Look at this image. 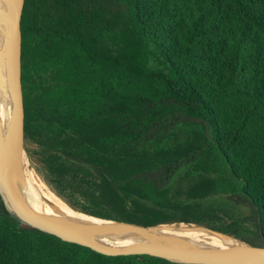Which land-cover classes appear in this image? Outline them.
<instances>
[{
  "label": "trees",
  "instance_id": "trees-1",
  "mask_svg": "<svg viewBox=\"0 0 264 264\" xmlns=\"http://www.w3.org/2000/svg\"><path fill=\"white\" fill-rule=\"evenodd\" d=\"M16 17L26 138L85 214L264 247V0H19ZM0 264L174 263L62 241L0 193Z\"/></svg>",
  "mask_w": 264,
  "mask_h": 264
},
{
  "label": "water",
  "instance_id": "water-1",
  "mask_svg": "<svg viewBox=\"0 0 264 264\" xmlns=\"http://www.w3.org/2000/svg\"><path fill=\"white\" fill-rule=\"evenodd\" d=\"M19 23V22H18ZM0 29L11 33L10 29L0 22ZM0 57L6 59L4 50L0 45ZM17 69L16 77L7 75L0 63V73L7 79L13 88V96L8 104L7 118L9 137L11 144V152L14 157V172L11 180L1 176L0 180L5 183L6 199L10 209L16 217L25 225L40 230L44 233L53 235L62 241L82 246L101 255L108 257H124V256H151L162 258L171 262L183 264H264V247H255L242 241L241 245H235L224 250H204L199 248H185L180 246L177 239L161 234L156 231L155 227H141L130 225L133 229H80L50 215L38 214L26 208V206L16 198L23 177L24 167V141L26 138L25 128V110H24V81H23V49L22 36L20 29L17 38ZM3 162V159H2ZM3 164L0 162V167ZM2 172V171H1ZM91 218L90 215L84 214ZM107 221V220H104ZM115 222V221H108ZM120 224L119 222H115ZM126 224V223H123ZM91 230L95 233H104L114 236H141L155 238L164 244H147L132 246L130 248L111 250L103 247L86 237L87 231ZM219 234V233H218Z\"/></svg>",
  "mask_w": 264,
  "mask_h": 264
},
{
  "label": "bare ground",
  "instance_id": "bare-ground-1",
  "mask_svg": "<svg viewBox=\"0 0 264 264\" xmlns=\"http://www.w3.org/2000/svg\"><path fill=\"white\" fill-rule=\"evenodd\" d=\"M19 0H0V22L10 29L7 33L0 29V45L2 46L6 59L0 57V63L7 75L16 77L17 69V38L19 23L16 17L17 4ZM13 96V88L5 76L0 73V177L5 176L11 180L14 172V157L11 152L9 137L7 109ZM3 159V162H2ZM26 152L24 149V168L22 183L16 198L21 201L28 210L50 215L80 229H133L135 227L123 223H109L104 220H97L84 213L72 210L67 207L55 194L46 186L41 185L31 173L27 164ZM30 168V169H29ZM2 171V172H1ZM27 173V175L25 174ZM0 190L6 197L5 183L0 180ZM166 236L175 238L180 246L185 248H199L204 250H224L242 243L220 235L203 227L186 224L159 225L154 228ZM86 237L93 242L111 250L130 248L132 246L147 244H164L155 238L141 236H114L104 233H95L91 230L85 232Z\"/></svg>",
  "mask_w": 264,
  "mask_h": 264
},
{
  "label": "rangeland",
  "instance_id": "rangeland-1",
  "mask_svg": "<svg viewBox=\"0 0 264 264\" xmlns=\"http://www.w3.org/2000/svg\"><path fill=\"white\" fill-rule=\"evenodd\" d=\"M18 31H19V29H18ZM25 140H26V142H24V149H25L26 157H27V161H28L27 164L30 166L31 173L33 174L34 178L35 177L37 178V179L35 178L36 181L41 183V185L46 186V188H48L53 194H55L67 207L71 208L72 210L76 209V211L84 213L82 211V209L80 208V205L75 203L70 198V196L66 192L62 191L61 188L58 186V176L51 173L45 167L44 161L51 157V155H52L51 150L48 148H45V147H40L27 138H25ZM24 166H25V164H24ZM25 174L27 175L26 172H25ZM106 222H108V221H106ZM109 223L115 224L114 222H109ZM197 227H199V226H197ZM242 233H243V236L246 238L251 237V234L247 231H243ZM173 263L174 264H183V263H178V262H173Z\"/></svg>",
  "mask_w": 264,
  "mask_h": 264
}]
</instances>
